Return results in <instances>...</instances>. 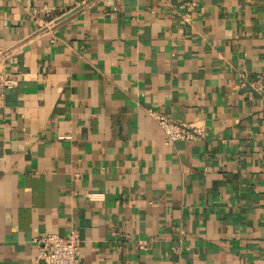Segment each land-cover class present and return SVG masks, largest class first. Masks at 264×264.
Wrapping results in <instances>:
<instances>
[{
    "label": "crops",
    "instance_id": "0c3cea01",
    "mask_svg": "<svg viewBox=\"0 0 264 264\" xmlns=\"http://www.w3.org/2000/svg\"><path fill=\"white\" fill-rule=\"evenodd\" d=\"M82 1L0 0V264H264V0Z\"/></svg>",
    "mask_w": 264,
    "mask_h": 264
},
{
    "label": "built area",
    "instance_id": "2783aa9c",
    "mask_svg": "<svg viewBox=\"0 0 264 264\" xmlns=\"http://www.w3.org/2000/svg\"><path fill=\"white\" fill-rule=\"evenodd\" d=\"M96 0H83L87 4ZM201 0H189L187 5L198 7ZM9 59L8 51H0V109L4 107L5 92L12 87L14 81L7 78L6 64ZM148 114L156 120L165 136L167 144L178 141L198 140L204 137V130L195 124L179 123L169 116L148 110ZM81 240L77 232L71 231L65 236L55 233L46 234L38 240V264H78ZM144 246V243H141Z\"/></svg>",
    "mask_w": 264,
    "mask_h": 264
}]
</instances>
